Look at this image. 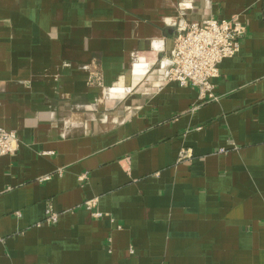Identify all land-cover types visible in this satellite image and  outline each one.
I'll list each match as a JSON object with an SVG mask.
<instances>
[{
  "label": "crops",
  "instance_id": "0c3cea01",
  "mask_svg": "<svg viewBox=\"0 0 264 264\" xmlns=\"http://www.w3.org/2000/svg\"><path fill=\"white\" fill-rule=\"evenodd\" d=\"M232 15L216 98L168 82ZM0 126V264H264V0H0Z\"/></svg>",
  "mask_w": 264,
  "mask_h": 264
},
{
  "label": "built area",
  "instance_id": "2783aa9c",
  "mask_svg": "<svg viewBox=\"0 0 264 264\" xmlns=\"http://www.w3.org/2000/svg\"><path fill=\"white\" fill-rule=\"evenodd\" d=\"M244 34L245 26L237 15L179 24L173 37L172 64L168 69L167 81L195 87L201 102L215 99L211 79L219 74L218 64L238 51ZM17 147L16 133L0 126V156L15 153ZM187 156V150L180 149L179 158ZM83 206L94 217L103 215L96 208V198L84 201ZM44 213L47 223H56L58 214L51 206H47Z\"/></svg>",
  "mask_w": 264,
  "mask_h": 264
}]
</instances>
